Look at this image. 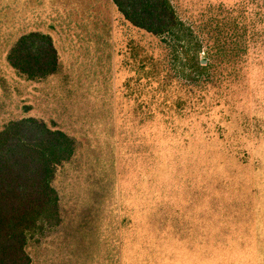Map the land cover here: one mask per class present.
<instances>
[{
	"label": "rangeland",
	"instance_id": "obj_1",
	"mask_svg": "<svg viewBox=\"0 0 264 264\" xmlns=\"http://www.w3.org/2000/svg\"><path fill=\"white\" fill-rule=\"evenodd\" d=\"M51 1L59 9L0 0V128L32 115L78 143L53 180L63 220L27 247L30 264H264V0H171L189 50L200 42L214 64L192 83L181 43L131 25L110 0ZM75 12L96 23V45L91 25L71 35ZM33 28L53 35L61 64L35 80L5 59ZM228 32L237 61L208 53ZM148 54L161 76L135 64Z\"/></svg>",
	"mask_w": 264,
	"mask_h": 264
},
{
	"label": "trees",
	"instance_id": "obj_2",
	"mask_svg": "<svg viewBox=\"0 0 264 264\" xmlns=\"http://www.w3.org/2000/svg\"><path fill=\"white\" fill-rule=\"evenodd\" d=\"M13 1L15 4L20 3V0ZM27 1L24 0V3ZM37 1L54 6L51 0ZM110 1L131 25L156 36H170L181 43V49L188 56L184 61L185 66L179 70L188 82L196 81L197 76H207L212 70V62H202V58L198 57L200 42H197L194 52L189 50L188 45L192 39L187 35L190 27L179 17L171 0ZM94 5V0H89V7ZM53 8L59 9L57 6ZM105 9L107 11V6ZM97 10L94 13L96 23L106 26L103 9ZM100 12L103 13L101 17ZM71 15L76 17L68 22L71 28L84 27L86 31L90 25L93 27L92 33L96 38L86 42L94 40L96 45L99 42L96 23H83V12ZM76 34L73 28L71 35ZM235 40L233 33L228 32L215 42L216 49L208 53L227 55L229 60L235 57L233 60L237 61L240 59L239 51L243 49L239 46L240 41ZM55 42L49 31L35 28L23 31L7 49L5 59L17 73L27 79L45 78L56 73L61 66ZM186 46L188 48H183ZM132 48L136 49L134 45ZM156 60L148 54L134 62L142 69H147L145 65H148L149 69L145 70L144 76L151 78L161 76V63ZM77 145L73 135L32 115L11 119L0 128V264H30L32 257L27 247L40 243L58 229L63 217L53 180L58 167L72 160Z\"/></svg>",
	"mask_w": 264,
	"mask_h": 264
}]
</instances>
